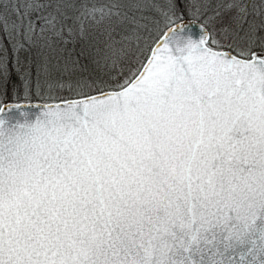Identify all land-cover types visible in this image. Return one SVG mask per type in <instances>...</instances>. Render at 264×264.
Instances as JSON below:
<instances>
[{
    "label": "snow or ice",
    "instance_id": "snow-or-ice-1",
    "mask_svg": "<svg viewBox=\"0 0 264 264\" xmlns=\"http://www.w3.org/2000/svg\"><path fill=\"white\" fill-rule=\"evenodd\" d=\"M0 264H264V0H0Z\"/></svg>",
    "mask_w": 264,
    "mask_h": 264
}]
</instances>
